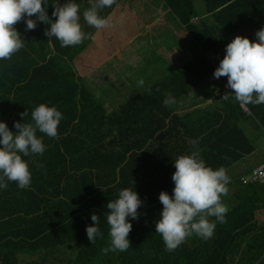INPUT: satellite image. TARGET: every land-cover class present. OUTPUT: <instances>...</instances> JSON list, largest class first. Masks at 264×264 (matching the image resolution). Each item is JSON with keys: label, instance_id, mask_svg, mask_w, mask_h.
<instances>
[{"label": "trees", "instance_id": "1", "mask_svg": "<svg viewBox=\"0 0 264 264\" xmlns=\"http://www.w3.org/2000/svg\"><path fill=\"white\" fill-rule=\"evenodd\" d=\"M120 1L100 10V16L108 17ZM156 1L185 31L182 42L190 43L191 60L166 78L152 77L147 88L110 112L75 68L82 53L88 57L83 44L89 34L98 33L83 20L89 0H75L87 37L75 47H61L55 37L48 41L45 31L50 26L43 22L30 31L24 21L15 25L24 46L10 60H0V122L15 133L14 123L31 122L32 111L42 103L56 107L63 119L57 138L37 133L46 147L42 156L23 157L32 173L31 185L20 189L8 182L6 189L0 188V264H56L65 249L71 255L57 264H98L103 261L99 254L107 264H264V222L257 221L258 211L264 210V187L244 185L230 175L237 162L255 152L242 123L251 117L264 129V104L246 105L249 115L229 96L218 109L189 104L188 113L179 112L185 94L214 78L219 65L210 53L223 59L233 34L246 30L256 41L255 31L264 26V0H202V7L196 0ZM54 3L43 4L53 22ZM221 78L227 83V77ZM166 93L176 99L170 107L163 104ZM212 96L213 91L205 93L206 99ZM25 111L29 115L21 117ZM190 139H199L200 158L207 166L228 170L231 182L224 204L229 211L225 223L217 222L212 238L194 235L185 246L168 252L155 230L163 209L159 195L173 194V162L191 154ZM33 161L44 167L38 169ZM125 188L136 191L143 202L139 219L128 218L135 228L128 237L131 246L104 254L101 250L109 246L106 205ZM92 214L100 216L103 233L94 244L86 233L88 226H95Z\"/></svg>", "mask_w": 264, "mask_h": 264}, {"label": "clouds", "instance_id": "2", "mask_svg": "<svg viewBox=\"0 0 264 264\" xmlns=\"http://www.w3.org/2000/svg\"><path fill=\"white\" fill-rule=\"evenodd\" d=\"M200 1L202 0H196L198 4ZM115 2L116 0H89L90 6L82 13L84 22L98 32L111 28L113 25L110 14L115 8L108 17L100 16L99 12L104 8H111ZM159 3L162 6L160 1ZM43 4L44 0H0V60H10L24 46L22 36L15 27L21 21L26 23V31L35 30L37 21L49 25L45 31L48 41L55 37L64 48L75 47L84 42L87 37L80 23V6L75 0H68L63 4L55 0L52 4L54 8L52 16L57 18L55 22L49 17ZM203 5L201 3L198 6ZM163 10L168 13L164 7ZM115 14L121 15L118 12ZM34 16L36 19H32ZM193 22L198 23V17L193 19ZM127 34L132 33L127 31ZM255 34L257 37L255 42L249 39L250 33L248 34L247 30L233 34L235 38L227 44L223 59L217 54L210 53L213 63L219 65L214 72V78L227 77L226 87L234 93H226L223 100L234 96L249 115L251 112L246 105L264 104V26L257 29ZM143 83L144 81L140 80L138 87ZM222 101L221 105L214 109L220 108ZM175 103V97L171 93H166L164 106L170 107ZM19 115L25 118L29 113L25 111ZM62 119V113L56 107L42 103L32 111L31 122L14 123L17 130L15 133L5 122H0V188L6 189L8 182L16 183L20 189H26L31 185L32 173L23 157L42 156L46 147L43 138L38 137L37 133L57 138L58 126ZM246 134L248 135L247 131ZM188 143L192 149L191 154L180 155L173 162L176 169L172 176L175 185L173 194L170 196L162 191L159 195L163 209L160 219L155 224V230L162 237L165 250L168 252H174L181 244L182 246L188 244L193 235L204 240L212 238L217 222L225 223L229 211L222 201L223 196L228 194L227 185L231 182L228 170L223 166L214 170L206 165L200 158L199 139H190ZM256 149L255 146V151ZM33 163H36L38 169L44 167L36 161ZM257 167L250 173L253 174ZM247 175L237 176L240 178L238 180L244 185H262L253 182L252 177ZM237 177L234 176L232 179L236 180ZM228 199L229 194L227 202ZM142 203L138 193L128 188L122 189L117 199L107 203L108 211L105 216L109 227V246L103 248L102 253L128 250L131 246L128 237L135 229L128 222V218L139 219L138 209ZM213 217L215 221L210 219ZM91 220L95 226H88L86 233L90 242L94 244L98 236L103 237V233L98 227L100 216L92 214ZM99 256L103 261L98 264H107L105 258L100 254Z\"/></svg>", "mask_w": 264, "mask_h": 264}, {"label": "rangeland", "instance_id": "3", "mask_svg": "<svg viewBox=\"0 0 264 264\" xmlns=\"http://www.w3.org/2000/svg\"><path fill=\"white\" fill-rule=\"evenodd\" d=\"M117 12L122 17L129 14L133 19L131 21L120 19L115 14ZM165 12L167 11H164L156 0H122L110 14L113 26L89 34L83 44L88 57L84 58L85 52L82 53L81 58L76 61L75 68L86 79L109 112L125 103L128 97L147 88L151 84L152 77L166 78L168 73L179 70L191 60V45L188 41L182 42L185 39V31L172 21L169 13ZM154 25L156 27H153ZM125 27H129L128 30L132 34L128 35ZM118 28L121 29L120 33ZM111 32L115 35L111 36ZM222 50L224 49H221V52ZM102 57L104 59L100 60ZM139 77L146 81L138 87ZM226 85V81L222 78L218 81L216 78H211L199 89L185 94L182 97L183 101L180 102V99L178 103L186 106L190 104L193 109L205 108L207 104L205 93L213 91L215 101L207 109L216 108L221 105L224 95L230 93ZM246 121L248 120L243 121L242 127H245ZM245 128L256 148L260 147L264 150V130L261 127ZM260 135L262 141L258 143L254 137ZM260 156L264 159V152H261ZM259 165H254L252 169ZM251 170L246 173L249 177H252ZM233 174H230L231 177H234ZM223 197V203H227L228 194ZM257 221L264 222V210L258 211ZM191 238H195L194 235ZM65 250L60 257H56L57 263L64 256L66 257L65 254L71 255L64 253Z\"/></svg>", "mask_w": 264, "mask_h": 264}, {"label": "crops", "instance_id": "4", "mask_svg": "<svg viewBox=\"0 0 264 264\" xmlns=\"http://www.w3.org/2000/svg\"><path fill=\"white\" fill-rule=\"evenodd\" d=\"M118 17L120 19H122V18L128 19V21H131L133 19L129 14H126L125 17H122L121 15H119ZM118 25L122 28V26L120 24H118ZM125 28L127 30L129 29V27H125ZM137 93L134 95H137ZM214 101H215V96L207 98V102H206L207 104H205V108H203V109H207L208 106L213 105ZM183 107H184V104L182 105L179 112L181 114H184L183 112L188 113L189 108L186 105H185L184 109H183ZM246 119H248V121H246L245 127H260L259 124L253 120V118L247 117ZM254 140L257 141L258 143H260L262 141V135L254 137ZM261 152H264V150H261V148L259 147L258 149H256V151L251 156H249V157L243 159L242 161L238 162L232 171L236 175V177L239 175L242 176V175L246 174L249 170L252 169V167L254 165H258V164H261L262 162H264V159L260 156Z\"/></svg>", "mask_w": 264, "mask_h": 264}, {"label": "built area", "instance_id": "5", "mask_svg": "<svg viewBox=\"0 0 264 264\" xmlns=\"http://www.w3.org/2000/svg\"><path fill=\"white\" fill-rule=\"evenodd\" d=\"M252 181L264 185V163L254 169Z\"/></svg>", "mask_w": 264, "mask_h": 264}]
</instances>
